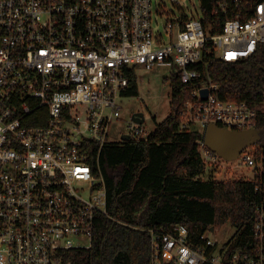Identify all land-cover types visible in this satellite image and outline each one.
<instances>
[{
  "label": "built area",
  "instance_id": "2783aa9c",
  "mask_svg": "<svg viewBox=\"0 0 264 264\" xmlns=\"http://www.w3.org/2000/svg\"><path fill=\"white\" fill-rule=\"evenodd\" d=\"M182 1L0 0V264H64L68 250L92 246L97 215L107 213L93 144L100 152L124 134L150 133L133 120L121 139L110 137L138 65L176 67L194 85L179 126L203 134L206 172L215 175L223 158L205 143L209 125L258 128L261 110L221 98L199 64L212 53L230 62L253 55L264 43V0H198L188 12ZM165 14L164 30H156ZM238 158L252 167L248 178L264 171L253 145ZM215 230L196 246L185 224L150 229L152 264H264V202L256 208L254 254H228L227 243L209 236Z\"/></svg>",
  "mask_w": 264,
  "mask_h": 264
},
{
  "label": "trees",
  "instance_id": "16d2710c",
  "mask_svg": "<svg viewBox=\"0 0 264 264\" xmlns=\"http://www.w3.org/2000/svg\"><path fill=\"white\" fill-rule=\"evenodd\" d=\"M204 58L199 64L201 79L210 77L218 83L221 98L246 100L261 110L257 127L262 136L256 145L260 158L264 154V43L238 61H225L213 53ZM171 86V112L147 136L107 143L100 152L99 144H93L91 162L95 174L105 180L107 213L97 215L92 246L68 250L64 264H152L150 229L172 232L178 224L188 226L198 246L205 230L231 223L237 232L227 243L228 254L238 249L254 254L264 171L255 178L200 177L206 172L199 143L203 134L179 126V110L194 85L174 74ZM125 95H139L137 74L131 75Z\"/></svg>",
  "mask_w": 264,
  "mask_h": 264
},
{
  "label": "rangeland",
  "instance_id": "374dc122",
  "mask_svg": "<svg viewBox=\"0 0 264 264\" xmlns=\"http://www.w3.org/2000/svg\"><path fill=\"white\" fill-rule=\"evenodd\" d=\"M194 3L198 5V0H183L181 5L186 12L194 8ZM168 10L175 7L167 2ZM176 12L181 14L179 10ZM167 14L158 16V23H155V29L164 30ZM138 76L139 95L125 96L121 99L122 108L117 112L116 118L112 121L110 137L113 140L121 139L122 133L130 132L129 125L133 122V114L142 111L145 114V120L141 123L149 132L155 130L157 124L163 121L171 112L172 86L171 80L174 74H177L176 67L155 66L147 69L142 65L136 67ZM256 145H253V148ZM219 170L213 174L210 168L208 172L200 177L222 179L229 178H248L252 177L253 169L247 166L240 158L234 160L220 159L217 162ZM210 172V173H209ZM237 228L231 223L223 225L209 236L219 243V245L229 243L235 236Z\"/></svg>",
  "mask_w": 264,
  "mask_h": 264
},
{
  "label": "water",
  "instance_id": "95a60500",
  "mask_svg": "<svg viewBox=\"0 0 264 264\" xmlns=\"http://www.w3.org/2000/svg\"><path fill=\"white\" fill-rule=\"evenodd\" d=\"M207 92L208 89H203L205 97L207 96ZM132 118L135 122L143 123L145 114L142 111H138L133 114ZM261 136V129L259 128L234 130L213 123L209 125L206 131L205 143L224 159L234 160L238 158L246 147L257 144ZM129 138V134L122 136L123 140H128ZM214 228L211 227L212 230Z\"/></svg>",
  "mask_w": 264,
  "mask_h": 264
}]
</instances>
